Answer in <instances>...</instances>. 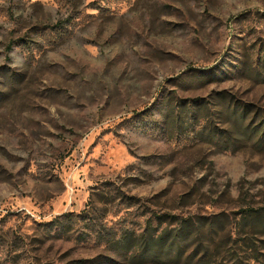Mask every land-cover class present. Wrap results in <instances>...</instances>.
Instances as JSON below:
<instances>
[{
    "label": "rangeland",
    "instance_id": "obj_1",
    "mask_svg": "<svg viewBox=\"0 0 264 264\" xmlns=\"http://www.w3.org/2000/svg\"><path fill=\"white\" fill-rule=\"evenodd\" d=\"M263 133L264 0H0V264H257Z\"/></svg>",
    "mask_w": 264,
    "mask_h": 264
},
{
    "label": "trees",
    "instance_id": "obj_2",
    "mask_svg": "<svg viewBox=\"0 0 264 264\" xmlns=\"http://www.w3.org/2000/svg\"><path fill=\"white\" fill-rule=\"evenodd\" d=\"M259 74V72H258ZM236 111V109H234ZM253 131H257L259 129V127L256 125V127L252 128ZM263 137H264V133H263ZM240 221L242 222V225H248L249 223L251 225H258L259 227H261V229L264 231V208H260V209H254V208H247L244 210L243 216H241ZM148 234H143L141 236H139V241H140V249L142 248V251L146 250V249H152L154 250V257L157 258L156 253H159V251L157 249H153V246H161L163 244V240L165 239V235H160L158 237V241H153V238L151 237L150 240L147 237ZM150 237V236H149ZM176 243V240L170 244L171 246H169V251L168 253H171V249L173 247V245ZM142 245V246H141ZM179 250V249H178ZM253 259L255 260V262H257V264H264V260H261L259 258L258 252H254L253 253ZM181 257V250L178 251V253L175 255V258H179ZM169 259V258H167Z\"/></svg>",
    "mask_w": 264,
    "mask_h": 264
}]
</instances>
